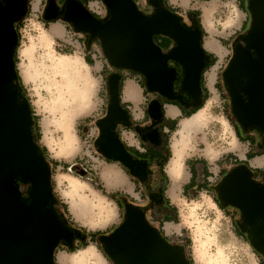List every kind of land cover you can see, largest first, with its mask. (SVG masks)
<instances>
[{
  "label": "clouds",
  "instance_id": "clouds-1",
  "mask_svg": "<svg viewBox=\"0 0 264 264\" xmlns=\"http://www.w3.org/2000/svg\"><path fill=\"white\" fill-rule=\"evenodd\" d=\"M3 3L4 0H0V4ZM31 3L32 0H27L26 14L20 21L13 22V29H16L17 23L23 24V27L16 35L17 43L13 49L16 78L11 85L19 89L20 102H26L30 109L32 142L48 167L50 191L55 201L50 207L60 222L75 234L71 243L64 238L58 240L52 252L53 264H61L62 259L63 264H116L101 240L92 237L95 233L108 231L117 221L125 223L120 220L119 196L140 207L148 226L156 228L168 246L182 250L184 264H261V257L251 241L237 233L233 217L227 214L229 210L240 212L235 217L238 222L243 215L241 209L231 204L221 207L225 203L219 190L220 173L225 170L230 172L236 167L235 161L239 160L236 152H221L217 158L209 160L203 155L206 145L201 134L197 133L184 138L180 145L185 153L182 170L175 177L168 172V162L182 140L180 133L185 121H192L211 110L217 134L221 122L231 127L235 134L233 122L239 121L232 114V108L225 109V105L233 104L225 73L233 62L229 59L233 55L232 38L237 33L247 35L252 29L249 0L246 11L241 8L240 0H162L161 9L174 10L183 29L190 32L199 30L200 50L204 38L208 36V28L217 33L216 38L227 53L217 80L222 88H216L214 95H205L201 91L199 105L177 100L165 103L164 114L158 122L145 118L137 120L132 105L128 104L129 123L117 122L112 130L118 142L125 149L134 148L145 154L146 146L152 145V142L146 141L141 133L150 129L159 137L160 142L155 147L168 154V162L162 166L152 163L147 168L146 182L133 177L140 183L135 189L136 196L132 197L127 193L109 192L105 186L102 166L117 168L125 175L129 170L122 161L106 156L98 143L103 134L100 123L110 114L111 99L105 69L116 72L104 53L100 37L92 38L91 33L78 31L72 22L58 17L54 20L34 19ZM205 9L211 12L207 21ZM89 10H92L91 7ZM156 12V7L152 6L146 17L150 18ZM190 13L199 15L193 17ZM249 17L248 32L245 34L242 33L243 22ZM193 18L198 25H193ZM26 30H30L27 36L24 35ZM240 46L246 48L247 44L241 40ZM98 62L101 64L99 70ZM120 71L127 77L130 70ZM201 83L202 72L200 86ZM126 103L120 95V108ZM146 103L147 97L140 105L141 111ZM168 109H174L178 115L174 119L169 118ZM208 127L211 128L212 124ZM130 135L137 138L135 145L127 143L125 138ZM250 135L257 136V133ZM208 140L227 146L225 141L211 134ZM240 142L246 144L250 152L254 151L247 138ZM194 166L197 170L195 181L189 179L182 186L179 202H173L168 197V191L174 180L182 181L185 172L191 176ZM252 181L264 187V183H260L255 176ZM32 188L33 183L28 181L20 190L25 192ZM153 196H160L161 202H154ZM30 203L31 200L26 206ZM260 223L264 225V221Z\"/></svg>",
  "mask_w": 264,
  "mask_h": 264
},
{
  "label": "water",
  "instance_id": "water-1",
  "mask_svg": "<svg viewBox=\"0 0 264 264\" xmlns=\"http://www.w3.org/2000/svg\"><path fill=\"white\" fill-rule=\"evenodd\" d=\"M26 2L4 0L0 4V264H53L52 252L58 240L64 238L71 243L74 233L50 207L55 201L50 191L48 167L32 142L30 109L26 102H20L19 89L11 85L16 78L12 55L18 35L13 22L26 14ZM102 3L109 10L104 22L96 20L77 1L69 2L65 20L72 22L78 31L91 33L92 38L99 36L109 63L116 69L106 77L111 103L109 117L100 123L103 133L98 142L100 149L109 158L122 161L131 176L146 182L147 161L130 154L112 131L117 122L129 123L126 109L119 106L121 74L118 70L140 73L150 93L180 101L173 91L177 77L176 68L169 66L173 61L183 70L181 90L191 99L188 105H199L206 52L203 48L200 50L199 30L183 29L179 18L168 9L162 10L157 0L149 2L157 9L150 18L133 0H102ZM247 4L248 0L246 8ZM249 10L252 29L234 43L233 62L228 65L225 81L233 101L232 113L242 126L238 125L243 129L257 127L262 133L264 148V0H249ZM56 11L55 1L50 0L44 19H56ZM154 35L168 38L176 46L165 53L155 44ZM241 40L247 44L246 48L240 46ZM146 113L154 121L161 120L163 107L159 99L149 102ZM141 134L152 142L149 146L157 149L155 145L160 141L156 132L149 129ZM15 179L24 184L33 183L32 190H27L26 200L19 194ZM219 185L221 199L241 209L244 223L253 233L254 249L264 254L261 245L264 240L258 225L264 221V187L252 181L246 165H237L226 173ZM29 200L31 203L26 206ZM152 200L160 203L161 197L155 196ZM121 202L125 223L109 235L99 237L116 264H184L182 250L168 246L157 229L148 226L140 207L125 198Z\"/></svg>",
  "mask_w": 264,
  "mask_h": 264
},
{
  "label": "crops",
  "instance_id": "crops-1",
  "mask_svg": "<svg viewBox=\"0 0 264 264\" xmlns=\"http://www.w3.org/2000/svg\"><path fill=\"white\" fill-rule=\"evenodd\" d=\"M140 1H142V0H136L137 5L140 4ZM40 3H41V1H40ZM36 6H37V4H35L34 8H36ZM240 6L243 10H245V11L247 10L245 3H244V0H240ZM89 7H91V9H92L91 12L94 15H96L98 17L103 16L104 9L103 10L101 9L100 2L98 0L88 2V9H89ZM243 23H244V27L242 29V33L247 30V20H245ZM240 35H241V33H237V35L232 38V41H231L232 46L234 45L237 37H239ZM216 37H217V33L214 31V29L209 27L208 28V36L206 38H204V40H203V49L206 52V58H205V66H204V69L202 72L201 89H204V92L206 95L208 93H212L213 91L216 92V88H218V83H217L218 74H219L220 70L223 68L224 57L227 54L226 49L221 45L220 40L217 39ZM224 39L227 40L228 37L225 36ZM208 55H211L213 57L214 62L208 68H205L206 64L211 63V61H210L211 59L208 57ZM100 67H101V64L98 62L97 63V70H99ZM109 72H110L109 70L105 69V75L108 74ZM209 73H212V75L214 76V80L211 84L208 82V74ZM120 74L122 75V77L124 79L122 82L120 95H122L123 100L127 102L122 107L124 109H127L128 104H131L133 107V113L136 115L137 120H140L141 118H145V119L150 120L148 115H147L148 117L145 116V113L147 110L146 107L149 104L148 102L152 98L149 97L150 92L146 89L144 78L140 74H136L135 72H130V71H129V74L127 77L123 74L122 71L120 72ZM182 78H183V70L181 67H178L176 80H178L179 85L177 87V91H182L181 90ZM141 89H143V93L141 92ZM185 94L189 100V95L186 92H185ZM145 97H147V103L144 107V110L141 111L140 105L142 103H144ZM163 114H164V109H163ZM167 115L169 118L174 119L178 115V112H176L174 109H168ZM253 132L257 133V136L250 135V133H253ZM229 134L231 137L230 141L232 142L235 139L237 141L238 146L236 148H230L226 152H236L239 155V160L235 161L236 165H246L250 169V171H253V173H251L252 176H255L258 180H261L260 173L264 172V155H261L258 153H264V149L262 147H260L259 132L256 130H253V129H248L247 131H241V132L235 131V134H233V130H231V132ZM237 136H239V140H237ZM134 137L135 136L130 135V136H127L125 139H126L128 144L135 145L137 143V140ZM245 138H247V140L251 142V145H252V148L254 149V151L250 152L248 150V146L246 144H241L240 141L245 139ZM155 150L160 151L158 148ZM255 150H258V152ZM221 152H219V153H221ZM247 154L248 155L250 154L251 157L248 156ZM203 155H204V153H203ZM180 163H181V161H180ZM195 163H202V161H196ZM255 172L257 173L256 175L254 174ZM203 174L207 175V172H204ZM221 174L225 175L226 170L221 171L220 180L218 181V183H220V181L222 180ZM124 176H125L124 178H126L128 186L132 187V192L135 193V189H136L135 183L132 182L130 180V178L128 176H126L125 174H124ZM196 176H197V170L194 166L193 171L191 173V176H189L187 174V172H185L184 179L182 181L175 180L176 183L174 185H175V190H176L177 195H178L177 201H175V202H179V195H180L182 186L184 184H187L189 179H192L193 181H195ZM189 187H191V185H189ZM107 190H112V189L107 188ZM184 190L186 191L187 189H184ZM124 193H127L129 197L134 196L133 194H131L129 191H126V190H124ZM168 197H169V195H168ZM129 203L135 205L133 202H129ZM172 211H175V209H172ZM166 218H170V217H166ZM169 227H171V226H169ZM61 264H63V259L61 260Z\"/></svg>",
  "mask_w": 264,
  "mask_h": 264
},
{
  "label": "rangeland",
  "instance_id": "rangeland-1",
  "mask_svg": "<svg viewBox=\"0 0 264 264\" xmlns=\"http://www.w3.org/2000/svg\"><path fill=\"white\" fill-rule=\"evenodd\" d=\"M40 1H41V3H40ZM92 1H94V0H88V2H92ZM136 1V0H135ZM149 2H150V0H142V1H140V4L138 5V9L141 11V12H143V13H145V12H148V11H150V9H151V5L149 4ZM40 3V4H39ZM35 4H37V6H36V8H34V5ZM246 6V5H245ZM44 7H45V1L44 0H32V3H31V11H32V14H33V18L34 19H36V18H42V13H43V10H44ZM92 7V6H91ZM100 7H101V9L103 10L104 9V7L101 5V3H100ZM36 9V10H35ZM175 14V13H174ZM210 18H211V12L208 10V9H205V19H206V21L207 20H210ZM43 19V18H42ZM247 24H248V20H247ZM23 27V24H18L17 25V27H16V32H17V34H19V29L20 28H22ZM246 32V31H245ZM245 32H243V33H245ZM30 34V30H26L25 32H24V35L25 36H27V35H29ZM242 35V34H241ZM240 35V36H241ZM240 36L239 37H237V39H236V41H238L239 40V38H240ZM235 41V42H236ZM232 48H233V46H232ZM163 49H165V46L163 45ZM233 56V55H232ZM232 56L229 58L230 60L232 59ZM169 64H172L171 62H169ZM222 71V69L220 70V72ZM219 72V73H220ZM136 74H140V73H136ZM141 75V74H140ZM218 80V79H217ZM178 85H179V82H178V80H175V82L173 83V89H177V87H178ZM218 87L219 88H222V85L221 84H218ZM174 90V91H175ZM212 94L214 95L215 94V92L213 91L212 92ZM150 98H152V100H154V99H158L159 98V96H157L156 94H154V93H152V95H150L149 96ZM229 108H231V105H225V109L227 110V109H229ZM105 111H106V108H105ZM210 115H211V117H210V119H209V121H208V125L209 124H212V127L211 128H209L208 127V125H207V127L206 128H204L203 130H201V131H196V132H194V134H192V136L191 137H193V136H195V134H197V133H200L201 134V137H202V142L206 145V151H210V153L212 154L211 156H207L208 158H209V160H213V159H215L217 156H218V154H219V152H226L228 149H230V148H236L237 146H238V144H237V141L234 139L232 142L230 141V139H231V137H230V132H231V130H232V128L231 127H229L226 123H224L223 125H222V123H221V128H220V130H219V134H217V130H216V126H215V124L213 123V115H212V112H211V110H210ZM233 114V113H232ZM234 124H235V128H236V131H247L248 129H251L252 127H248L247 129H243L241 126H239L238 125V123H236V121H234L233 122ZM228 127V128H227ZM254 128V127H253ZM257 130H258V132H259V136H260V147H262V133H261V131L257 128V127H255ZM254 128V129H255ZM213 135V136H217V138H218V140H220V141H225L226 143H227V146H225V144H223V143H220V144H218V143H216L215 141H213V142H209V140H208V136L209 135ZM136 140H137V138L136 137H134ZM244 140V139H243ZM243 140H241V141H243ZM210 144H209V143ZM231 142V143H230ZM241 144H243V143H241ZM211 145V146H210ZM211 148H212V150H211ZM264 149V148H263ZM214 152V153H213ZM182 154H183V152L181 153V155H179V157L180 156H182ZM204 155H205V152H204ZM178 157V159L180 160V158ZM179 163H180V161H179ZM237 166V165H236ZM103 168H106V167H108V166H102ZM114 169H116V170H118L119 171V169H117V168H114ZM179 172L182 170V167H181V163L179 164ZM120 172V171H119ZM229 171H227L226 170V173H228ZM121 174H122V177H123V179H124V181L127 183V181H126V178H124L125 176H124V174L122 173V172H120ZM224 175V174H223ZM222 174H221V178H223L224 176H223ZM131 181H134L133 179L131 180ZM136 183V185H137V182H135ZM176 182H175V180H174V183H173V186L170 188V190L168 191V195H169V197L171 198V200L172 201H177V198H178V195H177V192H176V190H175V184ZM128 184V183H127ZM139 185V184H138ZM106 186V188H108V189H112V190H108L109 192H113V193H115V192H117V193H124V190H122V189H119L118 187L119 186H117V185H115L114 183H111V185H110V187L109 186H107V185H105ZM121 186V185H120ZM122 187V186H121ZM130 193L131 194H133L134 196H136V191H135V193H133L132 192V187H131V191H130ZM153 197H155V196H153ZM122 198H123V196H119L118 198H117V203L119 204V208H120V220H122V218H123V215H124V206H123V204H122V202H121V200H122ZM127 202H133V201H131V200H129V199H127ZM134 203V202H133ZM143 206V205H142ZM227 214L230 216V213L229 212H227ZM120 223H119V221H117V223L116 224H113L112 225V227L111 228H109L108 229V231H106V232H100V233H102L103 235H109L110 233H112L113 231H114V229L119 225ZM238 233V232H237ZM239 234V233H238Z\"/></svg>",
  "mask_w": 264,
  "mask_h": 264
},
{
  "label": "flooded vegetation",
  "instance_id": "flooded-vegetation-1",
  "mask_svg": "<svg viewBox=\"0 0 264 264\" xmlns=\"http://www.w3.org/2000/svg\"><path fill=\"white\" fill-rule=\"evenodd\" d=\"M45 1V7H44V10H43V13H42V18L44 19V12H45V10H46V8L48 7V4H49V1L50 0H44ZM55 1V6H56V8H57V11H56V13H55V15H56V18L58 17V18H60V19H65V12H66V10H67V6H68V4H69V2L71 1V2H74V1H77L79 4H82V5H84L87 9H88V2H86L87 0H54ZM96 1V0H95ZM99 2H100V0H98ZM151 1V0H150ZM158 1V3H159V7L161 8V2H162V0H157ZM101 3V2H100ZM101 5L104 7V14H103V16H100V17H97V16H93L94 14L90 11V13H91V15L96 19V20H98V21H101V22H104L108 17H109V10L107 9V7L103 4V3H101ZM89 10V9H88ZM105 10H106V15H105ZM151 10V9H150ZM149 12V11H148ZM148 12H145L146 14L148 13ZM172 13H174V12H172ZM48 15H51V16H53V12H49V14ZM190 16H193V17H195L194 16V14H191L190 13ZM192 23H193V25L195 26V18H193L192 19ZM156 44L157 45H159L161 48H162V50H163V52H165V53H167V52H169L170 51V49L171 48H173V47H175L176 46V44H175V42H173V41H169V45H168V47L167 48H165V49H163V44L159 41V40H156ZM252 55H253V57L255 58V56H254V53L252 52ZM172 64H169V66L170 67H174V68H176V70L178 69V67H180L177 63H175V62H173V61H170ZM143 78H144V76L143 75H141ZM144 80H145V78H144ZM175 89H173V91H174ZM158 96V95H157ZM174 96H176V97H179L180 98V101H182L184 104H190L191 103V99L189 98V100H188V98H187V96H186V94H185V92H183V91H177V89L174 91ZM163 97H161V96H159V98L158 99H162ZM163 99H165V98H163ZM152 100V99H151ZM150 100V101H151ZM178 101V100H177ZM255 128V127H254ZM253 127L251 128V129H253V130H256V131H258L256 128L254 129ZM148 148H150V149H153L151 146H147ZM154 151H157V150H155V149H153ZM147 166H148V164H147ZM149 167V166H148ZM129 175V176H128ZM128 175H126V176H128L129 178H130V180H132L133 179V176H131L130 175V173H128ZM253 177V176H252ZM134 181H132V182H137V185L140 183V180L139 179H133ZM258 180V179H257ZM260 183H263V181L262 180H258ZM137 185H136V183H135V187H137ZM26 198H27V195H23L22 196V199L23 200H26ZM124 198V197H123ZM150 203V202H149ZM226 205H228V204H224V205H221V207H226ZM229 213H230V216H232L233 217V221H234V225H235V227H236V231L239 233V235H241L244 239H246V240H252L253 239V233H252V230H251V228L248 226V225H246L245 223H244V216L242 215L241 216V219L238 221V222H236L235 221V217L236 216H238V215H240V212H233V211H228ZM258 225H260L261 226V231H260V235H261V238L264 240V225H261V223L260 222H258ZM73 235H75V234H73ZM73 238V237H72ZM256 252H257V254L261 257V264H264V254L263 253H261L260 251H257V250H255Z\"/></svg>",
  "mask_w": 264,
  "mask_h": 264
},
{
  "label": "bare ground",
  "instance_id": "bare-ground-1",
  "mask_svg": "<svg viewBox=\"0 0 264 264\" xmlns=\"http://www.w3.org/2000/svg\"><path fill=\"white\" fill-rule=\"evenodd\" d=\"M34 7H35V5H34ZM213 80H214V76L212 75V73H209L208 74V82L211 84L213 82ZM210 114L211 113L209 110V111L202 113L200 116L195 117L192 121H185L183 123V125H182L183 131L180 133L182 140L180 143H178L176 145L175 155L173 156L172 160L168 163L169 175H172L175 177L176 174L179 172V170H178L179 164H180L179 161H181V167H182V164H183L182 158L184 156V152H183L180 145L183 143V139L187 138V137H191L192 134H194V132L201 131L204 128H206L208 125V121L211 117ZM223 124L224 123H222V125ZM211 150H212V148H211ZM182 152H183L182 156L179 157V155H181ZM211 155L212 154L210 153L209 150L205 151V156L209 157ZM178 157L180 158V160L178 159ZM104 181H105V185H107L109 187H110L111 183H114L115 185L119 186L118 187L119 189L126 190L129 192L131 191V187H129L128 184L124 181L122 174L114 168H109V167L104 168ZM263 244L261 243V245L264 247Z\"/></svg>",
  "mask_w": 264,
  "mask_h": 264
},
{
  "label": "trees",
  "instance_id": "trees-1",
  "mask_svg": "<svg viewBox=\"0 0 264 264\" xmlns=\"http://www.w3.org/2000/svg\"><path fill=\"white\" fill-rule=\"evenodd\" d=\"M134 2H135V4L137 5V3H136V1L135 0H133ZM86 2H88V0L86 1ZM244 3H245V5H246V0H244ZM137 7H138V5H137ZM247 9V8H246ZM169 11H171V12H174L175 13V11L174 10H170V9H168ZM191 14H193V13H191ZM199 15V13H194V16H198ZM93 16H96V15H93ZM98 17V16H97ZM248 23H249V20H248ZM19 23H17V25H18ZM195 25H198V21L195 19ZM247 29H248V24H247ZM153 40H154V42H155V44L157 43L156 42V40H159L164 46H165V48H167L168 47V45H169V41H170V39H168V38H164V37H161V36H156V35H154L153 36ZM208 57L211 59L210 61H211V63H208V64H206V67L205 68H208L210 65H212L213 64V62H214V60H213V57L211 56V55H208ZM121 70V69H120ZM120 70H118V72L120 73L121 71ZM130 72H132V71H130ZM111 73V71L108 73V74H106L105 75V77H107V75H109ZM123 77H122V75H121V81H120V91H121V86H122V82H123ZM202 91H204V89H202ZM206 95V94H205ZM159 101H160V103H161V106L163 107V105L165 104V103H167V102H169V100H166V99H159ZM150 102V101H149ZM148 102V103H149ZM148 106V105H147ZM146 109H147V107H146ZM106 112V111H105ZM145 116H147V113H145ZM148 117V116H147ZM147 147V146H146ZM130 154H132L134 157H136L137 159H139V160H146L147 161V164H148V166H150L152 163H159V165H163L165 162H167L168 161V154H167V152L166 151H154L153 149H150V148H148L147 147V152L145 153V154H141L140 152H138V151H135L134 150V148H127L126 149ZM248 155V154H247ZM248 156H250L251 157V155L249 154ZM251 173H253V171H250ZM257 172V171H256ZM254 173L255 175L257 174V173ZM129 176V175H128ZM260 176H261V180L263 181V183H264V172H262V173H260ZM15 183H16V185H17V187H18V191H19V194L21 195V197L23 196V195H27V190L25 191V192H22L20 189H21V187L24 185V183H22L19 179H15ZM115 193H117V192H115ZM114 198H116V197H114ZM103 234L102 233H100V232H98V233H95L94 235H93V239L95 240V239H97V238H99L100 236H102Z\"/></svg>",
  "mask_w": 264,
  "mask_h": 264
}]
</instances>
